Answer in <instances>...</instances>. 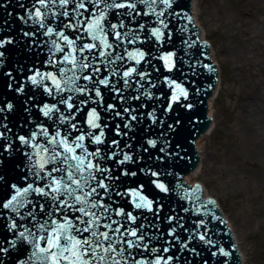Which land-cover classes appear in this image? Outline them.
<instances>
[{
    "label": "snow or ice",
    "instance_id": "snow-or-ice-1",
    "mask_svg": "<svg viewBox=\"0 0 264 264\" xmlns=\"http://www.w3.org/2000/svg\"><path fill=\"white\" fill-rule=\"evenodd\" d=\"M18 6L23 27H0V264H230L217 201L179 175L216 69L178 0Z\"/></svg>",
    "mask_w": 264,
    "mask_h": 264
},
{
    "label": "rangeland",
    "instance_id": "rangeland-1",
    "mask_svg": "<svg viewBox=\"0 0 264 264\" xmlns=\"http://www.w3.org/2000/svg\"><path fill=\"white\" fill-rule=\"evenodd\" d=\"M201 11L199 18L202 30L206 29L205 39L212 47L214 61L220 67L222 89L213 105V120L217 126L212 137L207 140L205 152L211 154V169L201 172L195 182H199L220 205L229 226L231 227L240 252L245 255L243 264H264V170L253 165L250 156L235 157L233 149L241 144L238 132L240 124V104L242 98L236 94L239 84L248 78L249 70L240 71L226 61L220 45L223 42L221 32L210 28L206 21L207 4H220L222 9L235 18L252 17L239 6L238 0H198ZM264 42V41H263ZM227 44L239 46L238 41L227 40ZM258 78L264 80V67L254 70ZM232 92V93H231ZM231 116V118H230ZM249 148V147H248ZM253 176L257 188L249 196L238 193L226 185V166L229 160ZM193 183V184H194Z\"/></svg>",
    "mask_w": 264,
    "mask_h": 264
},
{
    "label": "bare ground",
    "instance_id": "bare-ground-1",
    "mask_svg": "<svg viewBox=\"0 0 264 264\" xmlns=\"http://www.w3.org/2000/svg\"><path fill=\"white\" fill-rule=\"evenodd\" d=\"M239 6L245 13H252V17L239 16L235 18L227 11L223 10L220 4H207L206 21L210 28L221 32L223 42L220 49L226 61L231 62L232 66L240 71L249 70L248 78L239 84L236 94L242 98L240 104V124L238 132L241 144L233 149L235 157L250 156V161L254 166L264 170V80L257 77L254 70L264 67V0H238ZM192 7L196 23L200 25L199 1L193 0ZM203 37L206 29L203 30ZM227 40L238 41L240 47L227 44ZM212 57L214 59L213 53ZM215 60V59H214ZM219 76L217 87L212 100L208 101L210 117H213V105L219 97L222 89ZM232 93V92H231ZM231 118V116H230ZM215 121L212 118V128L203 134L196 142V148L200 159V166L196 171L185 177L186 182L194 183V180L201 173L211 169V154L208 156L205 147L207 140L212 137L215 131ZM249 147V148H248ZM226 185L228 188L238 193L245 192L251 195L257 188L256 180L245 170L234 163V159L228 161L226 166ZM204 188V187H203ZM205 196L209 197L205 190ZM242 262L245 255L241 252Z\"/></svg>",
    "mask_w": 264,
    "mask_h": 264
},
{
    "label": "water",
    "instance_id": "water-1",
    "mask_svg": "<svg viewBox=\"0 0 264 264\" xmlns=\"http://www.w3.org/2000/svg\"><path fill=\"white\" fill-rule=\"evenodd\" d=\"M192 1L193 0H178L181 5V9H178V11H182L184 14L192 18V22L190 24L187 20H182L180 23L186 24L190 29L189 35L191 39L198 41L197 45L192 49V56L203 63L212 64L216 71L210 73L204 69H200L201 75L196 78V86L204 89V91H201L196 95L194 101L195 108L191 113H189L191 119L189 121L186 117L184 122L186 131L183 136L186 137V140L182 144V147L185 149V161L181 162L183 171L179 172V175L183 182L188 185L191 183H187L185 181V177L193 171H196L198 167H201V156L198 154L196 142L203 134L207 133L212 128V118L208 115V101L212 100L219 79V70L211 58L210 46L207 42L202 41L201 29L198 27L199 24L197 23V25L194 22ZM4 2L5 0H0V4ZM21 2L26 3L27 0H12L7 9L0 8V27H4L6 31L7 28L11 27L13 33H16L21 27H23V25L17 20V14L23 13V10L18 6ZM9 12L12 13L11 16L8 15ZM5 21H7V24H5ZM9 55L14 63L17 60H21L23 57L22 52L19 50L9 53ZM2 98L3 97L0 96V99ZM18 102H22V100H19ZM193 187H195V185ZM205 199L207 198L205 197ZM214 210L217 215L221 216L223 220L226 221L219 207H215ZM219 227L222 229V239L224 245L233 252V256L230 258V264H242L241 255L236 245L234 235L228 227V223L226 225L220 224ZM0 239H3L2 235H0Z\"/></svg>",
    "mask_w": 264,
    "mask_h": 264
}]
</instances>
